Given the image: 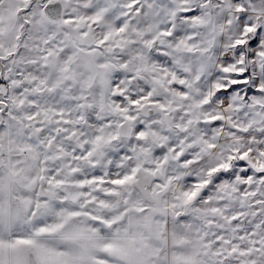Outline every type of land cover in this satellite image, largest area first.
I'll use <instances>...</instances> for the list:
<instances>
[{
    "label": "snow or ice",
    "instance_id": "1",
    "mask_svg": "<svg viewBox=\"0 0 264 264\" xmlns=\"http://www.w3.org/2000/svg\"><path fill=\"white\" fill-rule=\"evenodd\" d=\"M0 264H264V0H0Z\"/></svg>",
    "mask_w": 264,
    "mask_h": 264
}]
</instances>
